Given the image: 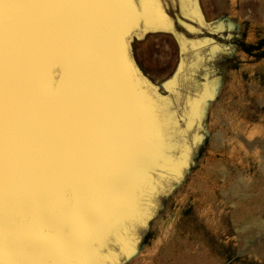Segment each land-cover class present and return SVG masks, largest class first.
<instances>
[{
  "label": "water",
  "instance_id": "water-1",
  "mask_svg": "<svg viewBox=\"0 0 264 264\" xmlns=\"http://www.w3.org/2000/svg\"><path fill=\"white\" fill-rule=\"evenodd\" d=\"M4 7L5 237L15 229L40 241L41 229L59 236L69 227L86 247L111 233L103 259L121 264L193 162L214 94L205 68L217 59L224 25L206 21L198 0H134L131 11L122 3L96 6L90 19L72 24L59 20L58 6ZM154 33L171 35L178 47L176 68L161 88L133 54V42ZM69 48L84 66L81 91L72 98L67 82L49 72L68 62ZM149 93L166 102V119H157ZM119 175L126 183L112 192ZM68 189L73 203L64 198Z\"/></svg>",
  "mask_w": 264,
  "mask_h": 264
},
{
  "label": "rangeland",
  "instance_id": "rangeland-1",
  "mask_svg": "<svg viewBox=\"0 0 264 264\" xmlns=\"http://www.w3.org/2000/svg\"><path fill=\"white\" fill-rule=\"evenodd\" d=\"M198 1L206 21L224 25L217 59L205 68L214 94L204 107L203 137L142 244L121 264H264V171L257 163L264 159V0ZM133 54L160 88L179 58L164 33L135 40ZM234 147L247 158L256 151L255 163L225 164Z\"/></svg>",
  "mask_w": 264,
  "mask_h": 264
},
{
  "label": "snow or ice",
  "instance_id": "snow-or-ice-1",
  "mask_svg": "<svg viewBox=\"0 0 264 264\" xmlns=\"http://www.w3.org/2000/svg\"><path fill=\"white\" fill-rule=\"evenodd\" d=\"M32 4L40 6H58L61 13L59 20L62 23H76L83 19H90V13L96 6L122 3L131 6L134 0H0V264H108L103 259L112 249L114 236L111 233L98 240L92 241L88 246L81 247L73 238L71 229L64 227L62 235L57 236L48 229H41L43 237L40 241L30 235L21 236L15 229H11L5 237L3 226V155H2V104H3V50H4V20L5 4ZM68 62L55 64L49 72L52 78L64 85L67 82L68 97H76L82 88L84 66L81 57L73 49H67ZM141 94L147 92L146 86L140 85ZM157 119H166L167 104L159 102L154 96L148 94ZM157 105H159L157 107ZM125 175L115 176L109 185L112 192H118L126 183ZM67 202H74V193L71 189L65 191ZM17 223L22 219L17 217ZM118 251V249H116ZM38 257H47L38 258ZM115 264V261H112Z\"/></svg>",
  "mask_w": 264,
  "mask_h": 264
},
{
  "label": "bare ground",
  "instance_id": "bare-ground-1",
  "mask_svg": "<svg viewBox=\"0 0 264 264\" xmlns=\"http://www.w3.org/2000/svg\"><path fill=\"white\" fill-rule=\"evenodd\" d=\"M234 134V133H233ZM252 137V135H250L249 136V138H251ZM257 142V141H256ZM259 142V141H258ZM261 142V141H260ZM255 142H253L252 144H254ZM262 143V142H261ZM247 145H249V144H247ZM250 146V145H249ZM257 146V145H256ZM251 147H253V145L251 146ZM234 153L231 155V156H229V157H227L226 159H225V164H228V165H234V167H236V161H238V160H240V165L245 169L246 168V166H247V164H249V163H255V161H256V158H257V153H256V151L255 152H253L252 153V156H250V158L248 157L247 158V154H245L244 153V157H243V155H242V153H241V150H238L237 148H235L234 147ZM247 158V159H244V158ZM243 161H249V163H247L246 165H243ZM257 163H259V166H258V168H260V172H262V171H264V159L263 160H260L259 162H257ZM262 174V173H261ZM263 179H264V177H263ZM256 181V180H255ZM259 180H257V182H258ZM263 182H264V180H263ZM260 184H261V181H260ZM255 185H257V183L255 182ZM263 196V195H262Z\"/></svg>",
  "mask_w": 264,
  "mask_h": 264
},
{
  "label": "trees",
  "instance_id": "trees-1",
  "mask_svg": "<svg viewBox=\"0 0 264 264\" xmlns=\"http://www.w3.org/2000/svg\"><path fill=\"white\" fill-rule=\"evenodd\" d=\"M260 46H261V44H259L258 46H256V47H250V48H257V49H259L260 48Z\"/></svg>",
  "mask_w": 264,
  "mask_h": 264
}]
</instances>
